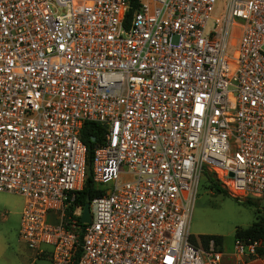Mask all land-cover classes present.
<instances>
[{
	"label": "built area",
	"instance_id": "built-area-1",
	"mask_svg": "<svg viewBox=\"0 0 264 264\" xmlns=\"http://www.w3.org/2000/svg\"><path fill=\"white\" fill-rule=\"evenodd\" d=\"M219 10L216 11V6ZM0 0V192L50 264H264L187 231L205 175L264 199V0ZM91 155L89 221L79 131Z\"/></svg>",
	"mask_w": 264,
	"mask_h": 264
},
{
	"label": "rangeland",
	"instance_id": "rangeland-1",
	"mask_svg": "<svg viewBox=\"0 0 264 264\" xmlns=\"http://www.w3.org/2000/svg\"><path fill=\"white\" fill-rule=\"evenodd\" d=\"M219 5L216 6V11ZM23 197L9 192H0V264H50L47 257H33L34 252L18 237V212ZM264 200L250 206L231 197L227 192L218 193L210 188L205 178H201L188 219L189 236L219 235L222 247L230 249L234 229L246 228L255 217L260 215ZM35 256V255H34ZM248 264H259L257 261Z\"/></svg>",
	"mask_w": 264,
	"mask_h": 264
},
{
	"label": "trees",
	"instance_id": "trees-1",
	"mask_svg": "<svg viewBox=\"0 0 264 264\" xmlns=\"http://www.w3.org/2000/svg\"><path fill=\"white\" fill-rule=\"evenodd\" d=\"M137 7V0H129V8L127 11V16ZM103 128L97 123L86 121L82 124V127L79 131V139L85 146V164L91 167V155L93 149L102 143ZM205 180L208 181L210 188L218 193L225 194V191L217 184V182L212 179L210 176L205 175ZM100 191L95 189L93 183L91 182V174L86 175L84 178L83 185L81 189L77 192L76 203L83 205L84 198L87 196L88 199H91L95 195H99ZM264 200V199H263ZM257 201V200H256ZM243 202L253 206L255 200L246 198L243 199ZM260 215L255 213V217L251 221L250 225L243 229H234V237H243L249 239H259L263 242L261 247L257 249L259 254H264V205L260 210ZM212 238L216 244H221L222 238L219 235H197L189 236L188 240L193 246L206 244V241Z\"/></svg>",
	"mask_w": 264,
	"mask_h": 264
},
{
	"label": "water",
	"instance_id": "water-1",
	"mask_svg": "<svg viewBox=\"0 0 264 264\" xmlns=\"http://www.w3.org/2000/svg\"><path fill=\"white\" fill-rule=\"evenodd\" d=\"M89 166H86L85 174L89 175ZM79 220L83 223H87L89 221V210H88V197L84 198V203L82 205L81 214L79 216Z\"/></svg>",
	"mask_w": 264,
	"mask_h": 264
},
{
	"label": "crops",
	"instance_id": "crops-1",
	"mask_svg": "<svg viewBox=\"0 0 264 264\" xmlns=\"http://www.w3.org/2000/svg\"><path fill=\"white\" fill-rule=\"evenodd\" d=\"M24 202V201H23ZM22 206H23V204H22ZM22 208V207H21ZM20 211H21V209H20ZM20 211L18 212V221H19V214H20ZM30 253V255H31V258L33 259V257H36V256H34V254H32L31 252H29Z\"/></svg>",
	"mask_w": 264,
	"mask_h": 264
}]
</instances>
